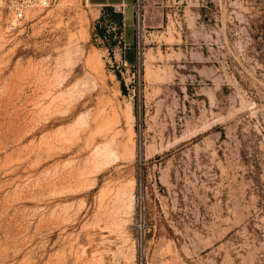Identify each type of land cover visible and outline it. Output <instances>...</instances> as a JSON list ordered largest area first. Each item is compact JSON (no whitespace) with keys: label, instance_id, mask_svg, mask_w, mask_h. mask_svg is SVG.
Masks as SVG:
<instances>
[{"label":"rangeland","instance_id":"374dc122","mask_svg":"<svg viewBox=\"0 0 264 264\" xmlns=\"http://www.w3.org/2000/svg\"><path fill=\"white\" fill-rule=\"evenodd\" d=\"M164 1L0 3V264H264V0Z\"/></svg>","mask_w":264,"mask_h":264},{"label":"built area","instance_id":"2783aa9c","mask_svg":"<svg viewBox=\"0 0 264 264\" xmlns=\"http://www.w3.org/2000/svg\"><path fill=\"white\" fill-rule=\"evenodd\" d=\"M54 0H0L12 14V24H17L28 19L29 14L35 10L49 8ZM145 0H136L134 5L135 17L138 23L137 34L139 33L140 23L144 20ZM122 12V8H118ZM139 54V52H138Z\"/></svg>","mask_w":264,"mask_h":264},{"label":"crops","instance_id":"0c3cea01","mask_svg":"<svg viewBox=\"0 0 264 264\" xmlns=\"http://www.w3.org/2000/svg\"><path fill=\"white\" fill-rule=\"evenodd\" d=\"M89 3L103 10L104 8L112 7L114 9L122 8L124 18V28L126 26L125 18L128 11L133 18L134 5L136 0H88ZM164 0H147L146 25L148 28H155L160 25L164 19ZM129 45L125 47L128 49Z\"/></svg>","mask_w":264,"mask_h":264},{"label":"trees","instance_id":"16d2710c","mask_svg":"<svg viewBox=\"0 0 264 264\" xmlns=\"http://www.w3.org/2000/svg\"><path fill=\"white\" fill-rule=\"evenodd\" d=\"M104 13H110V14H112V18L111 19H109V22L111 23V26H112V29L114 28V27H117V29L119 30V34H120V36L122 35V27L124 26V18H123V16H122V14H118V13H116L115 12V9L114 8H112V7H108V8H104L103 10H102ZM103 19H105V17L103 16ZM116 29V28H115ZM118 33L117 32H114L113 33V36L114 37H119L118 36ZM101 34L102 35H105V29H101ZM121 38V37H120ZM113 46H116L117 45V43L115 44H112ZM112 46V47H113Z\"/></svg>","mask_w":264,"mask_h":264}]
</instances>
